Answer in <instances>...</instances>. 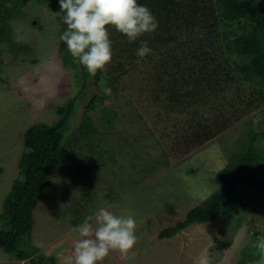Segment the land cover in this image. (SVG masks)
<instances>
[{
    "label": "rangeland",
    "instance_id": "374dc122",
    "mask_svg": "<svg viewBox=\"0 0 264 264\" xmlns=\"http://www.w3.org/2000/svg\"><path fill=\"white\" fill-rule=\"evenodd\" d=\"M234 29L243 34L238 24ZM24 31L14 32V42L27 37ZM200 33L187 25L176 35L186 46ZM56 38L54 42L48 34L40 41L34 38L30 52L15 57L6 53L0 62V213L18 178L27 130L35 124L57 123L58 109L70 101L76 104L63 130L74 170L52 177L34 210L31 241L23 240L19 249L39 248L32 258L37 264H52L50 258L54 264H65L79 238L73 226L107 208L135 218L137 242L126 255L111 252L102 264H199L201 258H217L211 264H239L247 247L255 244L253 239L264 236V204L249 186L239 187V203H231L214 222L194 224L171 239L161 240L159 234L185 221L192 209L220 189L219 173L244 154V144L255 134H263L256 144L264 156V90L244 84L242 96L237 83L226 82L230 90L222 94L224 116L235 121L245 117L200 148V140L188 129L193 116L179 114L165 97L155 101L148 84L154 79V59L127 63L117 94L105 81L107 65L101 86L89 76L78 95L77 74L71 66H62ZM230 72L236 73L233 68ZM236 78L241 81L239 75ZM241 98L253 106L247 107ZM93 102L96 109L86 114ZM110 117L114 122L109 126ZM88 123L93 130L84 128ZM260 163L264 168V161ZM15 259L0 249V264H12L11 260L34 264Z\"/></svg>",
    "mask_w": 264,
    "mask_h": 264
},
{
    "label": "trees",
    "instance_id": "16d2710c",
    "mask_svg": "<svg viewBox=\"0 0 264 264\" xmlns=\"http://www.w3.org/2000/svg\"><path fill=\"white\" fill-rule=\"evenodd\" d=\"M137 2L150 9L158 27L131 43L124 35L109 27L113 55L105 73V81L114 90L113 94H117V85L123 78L127 63L131 66L142 59H154V79L148 84L153 88L155 101L165 97L181 111L179 114L193 116L188 129L193 138L200 140L198 146L201 148L245 117L240 115L235 121L230 116H224L223 103L226 98H222V94L226 88L229 89V86L225 87L226 82L228 85L237 83L242 96L244 84L259 92L260 89L264 90V25H255L256 9L249 0ZM199 17L202 18L201 22ZM234 24L243 29V34L238 35ZM187 25L190 30H201L203 34L194 35L185 46L180 44L176 34L186 29ZM142 41H147L153 50L144 58L136 55ZM61 56L79 80L90 75L82 65L74 62L65 43L61 46ZM230 68L236 73L230 72ZM101 73L102 71H98L93 76L99 87L102 84ZM127 74L124 73V76ZM237 75L241 77V81L236 78ZM240 101L245 103L243 98ZM247 104V107L253 106L250 101ZM96 107V102L89 104L86 114ZM75 109V101H70L58 109L61 119L57 123L35 124L25 133V150L20 159L18 178L6 196L0 213V249L14 255L18 261L32 260L37 264L32 258L40 252L39 248L21 250L19 247L23 240H27V243L31 241L34 210L44 192L51 187L52 177L59 171L72 173L74 170L75 159L67 152L63 143V130ZM105 110L103 111L106 112ZM111 120L109 126L113 124L114 118ZM83 127L84 124L80 128ZM84 128L94 129L89 123ZM261 135L263 134L253 135L250 142L244 144V154L219 173L220 189L200 206L192 209L185 221L163 230L159 234L161 240L171 239L194 224H210L224 216L231 203H239L242 196L241 190H238L240 186H249L254 196L264 204V168L260 163L264 161V156L262 153L258 154L256 144ZM216 259L212 258L210 261L214 263ZM258 259L257 249L254 245H249L239 264H256ZM50 260L52 264L55 263L54 258Z\"/></svg>",
    "mask_w": 264,
    "mask_h": 264
},
{
    "label": "clouds",
    "instance_id": "9594fccd",
    "mask_svg": "<svg viewBox=\"0 0 264 264\" xmlns=\"http://www.w3.org/2000/svg\"><path fill=\"white\" fill-rule=\"evenodd\" d=\"M59 4L67 26L60 39L74 62L91 76L111 63L109 27L124 35L129 43L158 27L150 9L137 0H59ZM152 51L147 41H142L136 55L144 58ZM73 231L79 238L65 264H102L111 252L126 255L137 242L135 218L116 215L107 208L86 216L82 224L73 226ZM254 247L259 254L256 264H264V236L257 238ZM199 264H211V261L201 258Z\"/></svg>",
    "mask_w": 264,
    "mask_h": 264
},
{
    "label": "flooded vegetation",
    "instance_id": "af4514ba",
    "mask_svg": "<svg viewBox=\"0 0 264 264\" xmlns=\"http://www.w3.org/2000/svg\"><path fill=\"white\" fill-rule=\"evenodd\" d=\"M249 1L256 9L255 25H264V0ZM60 11L59 0H0V62L6 53L15 57L18 54L30 52L31 40L37 38L40 41V39L45 38L46 34L49 35V40H53V42L57 37V53L59 58L63 60L61 46L64 42L60 36L67 30V26L64 23L65 13ZM15 31L28 32V35L26 38L14 42ZM39 41L37 42L38 45ZM64 62L63 60L62 66L67 69L69 65L67 66ZM89 76L91 77V75ZM89 76L87 78L82 77L80 80L77 78L81 87L78 95L84 92Z\"/></svg>",
    "mask_w": 264,
    "mask_h": 264
},
{
    "label": "crops",
    "instance_id": "0c3cea01",
    "mask_svg": "<svg viewBox=\"0 0 264 264\" xmlns=\"http://www.w3.org/2000/svg\"><path fill=\"white\" fill-rule=\"evenodd\" d=\"M38 206V205H37ZM34 217V216H33ZM16 260V259H15ZM13 260H11V263L14 264V262H12ZM18 261V260H17ZM20 263H23L22 261H19ZM10 263V262H9Z\"/></svg>",
    "mask_w": 264,
    "mask_h": 264
}]
</instances>
